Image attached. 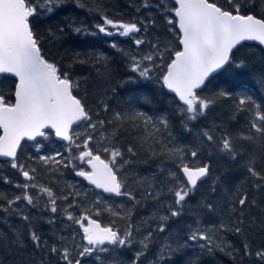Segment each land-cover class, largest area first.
<instances>
[{
	"label": "snow or ice",
	"instance_id": "obj_1",
	"mask_svg": "<svg viewBox=\"0 0 264 264\" xmlns=\"http://www.w3.org/2000/svg\"><path fill=\"white\" fill-rule=\"evenodd\" d=\"M69 6L99 20L91 27L71 20L77 36L119 37L129 46L109 43L126 69L118 83L103 53L72 57L103 63L92 92L71 64L47 57L35 22ZM147 9L156 15L145 16ZM135 12L125 21L85 0H0V158L21 177L2 178L20 191L0 193L7 228L0 230V264H176L175 254L188 248L264 264V200L256 198L264 194V100L227 80L210 87L225 74L242 76L249 61L264 62V0H141ZM242 49L249 51L239 55ZM257 83L264 89V75ZM148 89L174 105L183 131L197 129L195 147L177 146L172 118L148 109ZM225 102L232 121L241 117L236 133L211 120ZM53 139L60 148L46 152ZM208 146L243 161L251 194L191 204L212 176L209 163H197ZM149 160L158 161L155 168H140ZM103 213L110 223L96 218ZM39 221L49 225L48 239Z\"/></svg>",
	"mask_w": 264,
	"mask_h": 264
},
{
	"label": "trees",
	"instance_id": "obj_2",
	"mask_svg": "<svg viewBox=\"0 0 264 264\" xmlns=\"http://www.w3.org/2000/svg\"><path fill=\"white\" fill-rule=\"evenodd\" d=\"M85 2L92 4L98 3L101 9L106 11L111 18L125 21L131 20L133 17H138V14L135 12V8L139 7L141 4V0H85ZM149 2L151 3L152 0H149ZM220 3H223V0H220ZM144 15L154 16L156 13L153 9H147L144 10ZM71 20L83 22L89 27L99 22L98 18L94 14H89L85 10L77 9L74 6H69L62 10H58L52 16L41 17L35 22L37 24L38 32L44 38V50L47 57L50 60L55 59L58 62H62L65 66L71 64L74 78L80 79L82 87H86L89 92H92L94 90V86L97 85L102 79L98 76L97 69H100V71L103 72V63L95 58L85 64L73 63L72 57L76 53H79L81 58H87L85 57L86 53L89 56L103 53L108 57L110 64L109 71L113 76H115L118 83L121 78L125 77L126 69L120 59V56L109 47V43L112 39H116L122 47L128 48L129 46L127 44H123V38L119 37L109 38L103 36L102 34L95 37L87 36L86 38L83 36H77L67 27ZM60 28L64 29L63 33L59 32ZM49 29H51V32L56 35V39L51 38ZM153 35H155V33H153ZM248 51V49H242L239 55H245L248 53ZM262 75H264V62L256 59L254 61H249L248 67L246 70H244V74L242 76L234 77L231 73L225 74L224 76H221L217 80L213 81L210 87H215L218 83L227 80L228 84L237 87L238 90L240 88L247 90L253 95L254 99L260 102L261 100H264V89L260 88L257 82ZM82 77L86 79H81ZM5 87H8V85H5ZM146 91L147 94L153 97V103L148 106V109L161 110L164 112V114L169 115L172 118V131L176 137L177 146L190 148L195 147L193 141L196 138L197 129L193 128L192 134L188 135L182 130L180 122L176 119L174 105L165 97L157 95L155 90L148 89ZM118 92L122 98H127V94L121 89L118 88ZM109 95H111V93H109ZM229 103L230 102H225L223 105H217L216 112L211 117V120L217 125L229 129L233 133H236L239 130L238 121L241 119V117L238 116L237 121H232L229 118ZM189 127L191 128V125H189ZM53 148H60V144L57 143L55 139H53L51 144H47L45 151L47 152ZM27 151H30V149L26 150L24 155L27 154ZM242 151L250 152L251 148L246 146ZM21 159L23 162V155ZM200 162L209 163L211 165L212 176L201 187L200 191L196 193L195 197L191 201L193 206L196 205L197 201L202 199H213L223 202L224 199L231 198L237 190L241 192L246 190L250 194L253 192L251 183L247 179L245 170L242 167L243 161L230 160L224 157L222 154H218L213 147L208 146L202 153V160L198 161L197 163ZM157 163L158 161L153 160H149L148 163L142 162L140 164V168H155ZM257 163H259V161H257ZM46 175L51 176V173ZM5 176L12 180L13 183L21 179L16 171L10 168L7 160H0V193H5L7 195L18 194L20 191L19 189H15L12 187V185H6L2 182V178ZM217 178H219L218 183L215 185L217 192L213 194L211 193L210 189L213 186V181L217 180ZM72 179L73 176L70 174H66L64 176V180ZM52 183L53 185H56L55 177H52ZM56 187H62V185H56ZM256 198L258 200H264V194L257 196ZM261 208H264V204H261ZM141 211L144 216L150 215V210L148 208H145ZM256 211L257 210H254V214H256ZM32 216L34 219L36 218L37 213L35 210H32ZM96 218L100 220L102 224H108L112 219L108 213H103ZM46 219L47 216L44 217V220ZM204 219H206V217ZM12 223H18V221L13 219ZM36 227L45 239L49 238L51 234L49 225L43 221H39L36 223ZM0 230L7 231L5 224L0 223ZM21 231H23V229H21ZM228 239L232 238L229 236ZM25 243H27V241H25ZM233 243H236V241H233ZM188 257L198 258L199 264H241L238 257L236 260H233L232 257H229L220 251H216L212 256L207 254L200 255L199 249L195 248H188L177 252L173 259L175 260L176 264H185V260ZM149 259H152L151 254H149Z\"/></svg>",
	"mask_w": 264,
	"mask_h": 264
},
{
	"label": "water",
	"instance_id": "obj_3",
	"mask_svg": "<svg viewBox=\"0 0 264 264\" xmlns=\"http://www.w3.org/2000/svg\"><path fill=\"white\" fill-rule=\"evenodd\" d=\"M0 159H2V160H7L6 158H0Z\"/></svg>",
	"mask_w": 264,
	"mask_h": 264
}]
</instances>
